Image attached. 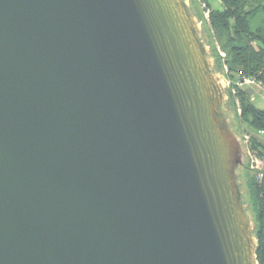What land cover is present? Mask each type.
Listing matches in <instances>:
<instances>
[{
	"label": "water",
	"instance_id": "obj_1",
	"mask_svg": "<svg viewBox=\"0 0 264 264\" xmlns=\"http://www.w3.org/2000/svg\"><path fill=\"white\" fill-rule=\"evenodd\" d=\"M186 0H0V264H258Z\"/></svg>",
	"mask_w": 264,
	"mask_h": 264
},
{
	"label": "trees",
	"instance_id": "obj_2",
	"mask_svg": "<svg viewBox=\"0 0 264 264\" xmlns=\"http://www.w3.org/2000/svg\"><path fill=\"white\" fill-rule=\"evenodd\" d=\"M221 8H214L210 0H202L207 8L210 26L220 40L224 41L226 53L224 72L220 58H214L211 48L203 37L204 43L210 48V56L214 61L213 71L225 76L234 83H240L244 77L251 78L264 89V0H220ZM191 12V10H190ZM192 14V13H191ZM242 116L241 121L249 128L250 149L256 157L264 161V143L257 136L264 132V109L251 102L249 92L237 88ZM233 129L238 134L234 124ZM246 169L248 166L246 165ZM251 176L248 189L253 203L258 226H255L254 236L257 240V262L264 264V172Z\"/></svg>",
	"mask_w": 264,
	"mask_h": 264
},
{
	"label": "rangeland",
	"instance_id": "obj_3",
	"mask_svg": "<svg viewBox=\"0 0 264 264\" xmlns=\"http://www.w3.org/2000/svg\"><path fill=\"white\" fill-rule=\"evenodd\" d=\"M186 1L189 3V7H190L192 15L196 19H198V22L201 23V30H203V37L208 43V45L210 46L212 55L214 56V58L221 59L220 64L222 65V68L224 69V72L226 74V72L228 71V67L226 66V62H225L226 53L224 52V49H223L224 41L220 40L215 30L211 28L210 20H209L210 13H208V10L205 7V4L202 2V0H186ZM210 2L214 8H217V9L221 8L220 0H210ZM210 48H209V51H210ZM223 77H224L225 86H226L225 94L228 99L225 105V109L227 111V118L229 122L231 123V125L234 124L238 132V136L243 141V147L247 151L245 154L244 166L240 169L238 173V182L243 191L244 203L248 205V211L253 218V224L257 227L258 223L256 221L253 203H252L249 189H248V181L251 176L253 175L255 176L258 173L260 174V176H262L261 173L264 172V161L259 159L258 164H256L257 167H254L251 164V158L255 156V154L250 149L251 147L250 146V137H251L250 134L251 133H247L249 128L247 127L246 124H244L241 121L242 109H241L240 101L237 95V91H238L237 88H243L247 92H249L251 102H253V97L250 91L253 90L255 93L253 95L256 96L255 105L260 109H264V93L263 95H261L260 92L256 91L257 90L256 84L240 85L236 83V85L234 86V83L231 80L227 79L225 76ZM260 133L262 132H258L256 135L261 136ZM253 160H255V158H253ZM246 165L248 166V169H246Z\"/></svg>",
	"mask_w": 264,
	"mask_h": 264
},
{
	"label": "built area",
	"instance_id": "obj_4",
	"mask_svg": "<svg viewBox=\"0 0 264 264\" xmlns=\"http://www.w3.org/2000/svg\"><path fill=\"white\" fill-rule=\"evenodd\" d=\"M208 13H209V12H208ZM228 84H230V83H228ZM239 84H240V85H247V84H249V85H254V84H256L257 89H263V87H262L259 83H257V82L254 81L253 79H251V78H247V77H244L243 79H241V81H240ZM260 134H261V133H260ZM249 155H250V153H249ZM253 158H255V160H253ZM258 161H259V159L256 157V155L253 156V157L251 158V164H252L254 167H257L256 164H258ZM254 164H255V165H254Z\"/></svg>",
	"mask_w": 264,
	"mask_h": 264
},
{
	"label": "crops",
	"instance_id": "obj_5",
	"mask_svg": "<svg viewBox=\"0 0 264 264\" xmlns=\"http://www.w3.org/2000/svg\"><path fill=\"white\" fill-rule=\"evenodd\" d=\"M256 91H258V92H260L261 93V95H263V93H264V89H257ZM250 93L252 94V97H253V102L254 103H256V96L255 95H253V94H255L254 93V91L253 90H251L250 91ZM261 140H262V142L264 143V132L263 133H261V138H260Z\"/></svg>",
	"mask_w": 264,
	"mask_h": 264
}]
</instances>
